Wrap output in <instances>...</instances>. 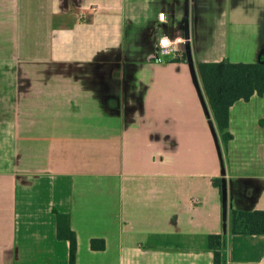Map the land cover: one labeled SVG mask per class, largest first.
<instances>
[{"label": "crops", "instance_id": "obj_1", "mask_svg": "<svg viewBox=\"0 0 264 264\" xmlns=\"http://www.w3.org/2000/svg\"><path fill=\"white\" fill-rule=\"evenodd\" d=\"M184 9L0 0V264H69L57 213L76 232V264H214L212 233L223 264H264V234L231 227L233 209H264V95L232 104L222 155L189 63L150 43L157 11L181 33ZM189 28L196 62H255L264 0H189Z\"/></svg>", "mask_w": 264, "mask_h": 264}, {"label": "trees", "instance_id": "obj_2", "mask_svg": "<svg viewBox=\"0 0 264 264\" xmlns=\"http://www.w3.org/2000/svg\"><path fill=\"white\" fill-rule=\"evenodd\" d=\"M198 71L216 126L222 138L227 141L232 136L226 130L232 104L240 99L248 100L254 94L264 95V62L228 59L199 61ZM221 180L215 178L214 183L221 186ZM231 222L234 232L264 234V209H233ZM239 226L242 227L241 230L238 229ZM57 234L58 237L69 241V264H76L77 236L71 227L68 214L57 213ZM222 239L221 233L209 235V244L214 251V264H223ZM94 241L95 239L93 246Z\"/></svg>", "mask_w": 264, "mask_h": 264}, {"label": "water", "instance_id": "obj_3", "mask_svg": "<svg viewBox=\"0 0 264 264\" xmlns=\"http://www.w3.org/2000/svg\"><path fill=\"white\" fill-rule=\"evenodd\" d=\"M183 32H184V35L186 37L184 49L186 51L187 60L189 63L191 75H192V78L194 80L196 87L200 91V96H201V99L203 101L206 114L210 118L209 123L211 125L212 131H213L215 137L217 138L218 148L221 152V146H220L219 136H218V129H217L216 123L214 121L212 111L210 109V105L208 103V100L206 99V95L204 93L201 78H200L199 71H198V66L196 65V62H195V59L193 56V49H192V44H191V40H190L191 32H190V28H189V0H185ZM260 61H264V58L260 59ZM225 173H226V171H225V169H223L222 174H225ZM221 193H222V202H223V209H224L223 210V214H224L223 217H224V222H225L224 224L226 225L227 219H228L227 218L228 217L227 216V210H228V202L230 199V195L228 194V184H227V179L225 177H222V180H221Z\"/></svg>", "mask_w": 264, "mask_h": 264}, {"label": "built area", "instance_id": "obj_4", "mask_svg": "<svg viewBox=\"0 0 264 264\" xmlns=\"http://www.w3.org/2000/svg\"><path fill=\"white\" fill-rule=\"evenodd\" d=\"M179 20L180 22L184 21L183 14L180 16ZM158 21L163 24L168 22V13L165 10H161L158 13ZM185 42H186V37L184 35V32L178 33L174 28L172 29L169 28L168 26L165 28L164 26V31L159 34V39L156 41L155 47L160 52H167V53L174 52L177 54L185 50L184 49Z\"/></svg>", "mask_w": 264, "mask_h": 264}, {"label": "rangeland", "instance_id": "obj_5", "mask_svg": "<svg viewBox=\"0 0 264 264\" xmlns=\"http://www.w3.org/2000/svg\"><path fill=\"white\" fill-rule=\"evenodd\" d=\"M159 12H160V11H157V13H156V15H155V18H154V26H156L155 29L157 30V34H155V35L153 36V39H151V40H152L151 45H152L153 47H155L154 44H155L156 41L159 39V34L162 33V32L164 31V25H163V23H160V22L158 21V13H159ZM183 24H184L183 21H182V22H179V28L182 29V31L179 29V30L181 31V33H183V28H184V25H183ZM136 32H138V29H137ZM151 38H152V37H151ZM153 42H154V43H153ZM219 60H222V59L211 60V61H219ZM9 82H10V87H14V86H15V84H14V80H13V77H12V76L9 77ZM13 100H14L13 92H10V94H9V98L7 97V99H5V101H6L7 103L10 104V102H12ZM9 112L11 113V110H9ZM72 126H76V124H72ZM63 127L66 128V125H63ZM217 129H218V128H217ZM24 142H26V144L30 145L29 143H30L31 141H27V140H26V141H24ZM32 142H33L34 145H39V144L43 143L42 141H39V140H37V141H32ZM219 142H220L221 151H222V155H223V150H224V148H222L221 142L225 144L226 141H225L223 138H221V140H220V138H219ZM7 145L11 147V146L13 145V141L9 139ZM222 149H223V150H222ZM0 156H1V147H0ZM105 181H106V180H105ZM100 189H101V192H100V195H99L100 197H101V195H104V197H105L106 200H109L110 198H115V197H116L115 194H113L112 192H110V191H106V190H104V189H103V191H102V188H100ZM89 196H91V193H90V192L88 193V197H89ZM107 202H108V201H106V203H105L103 206H106V205H107ZM98 206H100V202H99ZM227 216H228V210H227ZM238 229L241 230L242 227L239 226Z\"/></svg>", "mask_w": 264, "mask_h": 264}, {"label": "flooded vegetation", "instance_id": "obj_6", "mask_svg": "<svg viewBox=\"0 0 264 264\" xmlns=\"http://www.w3.org/2000/svg\"><path fill=\"white\" fill-rule=\"evenodd\" d=\"M182 14H183V16H184V11L182 12ZM183 23H184V21H183ZM184 25V24H183ZM155 27L156 26H154L153 27V31L154 30H156L155 29ZM153 36H154V33H151V39H153ZM150 43H152V40L150 41ZM154 43V42H153ZM155 45V44H154ZM156 48V47H155ZM157 49V48H156ZM157 51H158V49H157ZM160 52V51H159ZM158 53V52H157ZM175 55L176 56H181L182 58H184L187 62H188V60H187V55H186V51L185 50H183V51H181V52H179V53H175ZM260 57L258 58V60L257 61H260V59H263L264 58V51H262L261 53H260V55H259ZM157 58H158V60H161V57L157 54ZM196 62V61H195ZM199 62V61H198ZM198 62H196V65L198 66ZM261 62H264V61H261Z\"/></svg>", "mask_w": 264, "mask_h": 264}]
</instances>
